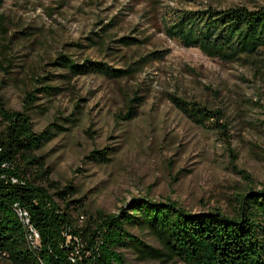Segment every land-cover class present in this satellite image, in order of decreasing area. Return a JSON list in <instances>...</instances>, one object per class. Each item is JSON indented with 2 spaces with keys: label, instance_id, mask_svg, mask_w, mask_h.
I'll list each match as a JSON object with an SVG mask.
<instances>
[{
  "label": "rangeland",
  "instance_id": "1",
  "mask_svg": "<svg viewBox=\"0 0 264 264\" xmlns=\"http://www.w3.org/2000/svg\"><path fill=\"white\" fill-rule=\"evenodd\" d=\"M263 4L264 0L4 1L0 97L10 109L22 110L26 92L45 84L59 88L50 97L38 91L36 104L44 107L29 115L37 132L52 122L60 126L52 128L55 135L35 154L50 181L76 187L70 199L80 198L85 204L72 213L77 226L99 212L115 215L121 208L129 209L137 198L170 200L192 213L218 209L232 216L239 195L264 187V47L224 61L185 47L165 33L179 14L208 5L255 9ZM122 36L141 42L123 46L116 42ZM154 51H161L162 57H149L135 72L119 78L97 73L62 78L69 71L54 64L63 54L76 63L89 59L124 69ZM170 95L220 111L225 131L193 123ZM133 96L140 97L137 115L129 120L117 117L126 113ZM104 148L108 161L87 158L92 150ZM53 201L63 207L57 197ZM128 229L145 243L161 247L147 228ZM124 255L126 264H184L142 259L131 250ZM0 264L15 263L0 256Z\"/></svg>",
  "mask_w": 264,
  "mask_h": 264
},
{
  "label": "trees",
  "instance_id": "2",
  "mask_svg": "<svg viewBox=\"0 0 264 264\" xmlns=\"http://www.w3.org/2000/svg\"><path fill=\"white\" fill-rule=\"evenodd\" d=\"M4 1L0 0V6ZM165 33L209 57L235 61L264 47V4L255 9L208 5L179 14L166 26ZM116 42L133 46L141 41L122 36ZM160 52L154 51L124 69L89 59L76 63L63 54L54 64L69 71L62 78L87 73L119 78L135 72L136 65L149 57L159 59ZM38 91L50 97L60 90L45 84L26 92L22 110L10 109L0 97V256L15 264H126L124 251L131 250L142 259L179 260L184 264H264V187L249 188L239 195L238 209L232 216L218 209L192 213L170 200L137 198L129 209L121 208L115 215L99 212L94 218L90 216L84 226H77L72 213L84 209L85 204L80 198L70 199L76 187L71 182L60 186L50 181L49 171L35 154L55 135L52 128L60 129L52 122L41 131L34 130L29 111L44 107L36 104ZM169 99L193 123L225 131V125L219 122L220 111L176 95ZM139 101L138 96L130 98L126 113L117 117L134 118ZM87 158L106 162L107 148L92 150ZM51 187L54 192L49 191ZM53 197L62 201V208ZM16 204L27 210L39 233L35 247L26 240ZM136 225L147 228L161 247L151 246L131 233L128 226Z\"/></svg>",
  "mask_w": 264,
  "mask_h": 264
},
{
  "label": "built area",
  "instance_id": "3",
  "mask_svg": "<svg viewBox=\"0 0 264 264\" xmlns=\"http://www.w3.org/2000/svg\"><path fill=\"white\" fill-rule=\"evenodd\" d=\"M15 210H16V213L18 214L19 218L21 219L23 226L26 229V240H27V242L30 245L35 247L39 243V233L32 226L27 210L24 209L19 204L15 205Z\"/></svg>",
  "mask_w": 264,
  "mask_h": 264
}]
</instances>
